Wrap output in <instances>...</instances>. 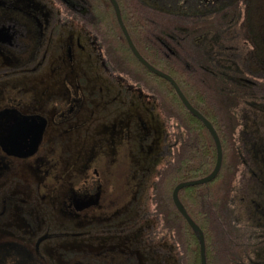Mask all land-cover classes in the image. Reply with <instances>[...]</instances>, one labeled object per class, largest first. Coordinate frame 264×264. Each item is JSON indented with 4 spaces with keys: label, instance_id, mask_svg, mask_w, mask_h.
Instances as JSON below:
<instances>
[{
    "label": "flooded vegetation",
    "instance_id": "flooded-vegetation-1",
    "mask_svg": "<svg viewBox=\"0 0 264 264\" xmlns=\"http://www.w3.org/2000/svg\"><path fill=\"white\" fill-rule=\"evenodd\" d=\"M114 1L126 33L112 0H0V249L40 264L192 254L166 189L182 160L187 175L205 167L208 130L133 49L202 116L216 72L239 111H264V0ZM248 152L250 194L234 196L232 214L254 233L241 243L248 264H264V148ZM200 198L207 228L224 232L225 212ZM211 245L210 264H225L223 242Z\"/></svg>",
    "mask_w": 264,
    "mask_h": 264
},
{
    "label": "trees",
    "instance_id": "trees-1",
    "mask_svg": "<svg viewBox=\"0 0 264 264\" xmlns=\"http://www.w3.org/2000/svg\"><path fill=\"white\" fill-rule=\"evenodd\" d=\"M221 81L222 79L219 77L218 72L209 75L207 90L208 103H206L203 108V115L214 127L222 146L223 158L219 170L220 172H218L213 181L220 178L222 168L224 169L223 173H226V180L220 188L214 190L212 195L209 194L208 190L203 185H196L179 190L178 198L191 219L204 233L206 241V264H210L213 257H216V255L212 256L211 254L213 251L212 249L216 248L217 245L211 244L220 241L224 244L225 264H248L252 261L253 256L251 253L248 256L245 255L243 252L245 245L242 246L241 243L245 244L247 241H255L254 233L235 222L234 214H232L234 210L232 199L234 198V192L236 191L238 183L242 184L250 181L251 174L247 167L250 164L248 149L254 146L264 148V111L259 109L256 110L258 114V119L256 121L251 118L253 109L249 106H240L241 108L239 107V111L233 103L232 98L234 90L232 85L228 84L229 82L226 80L225 86L222 87L220 85ZM183 113L187 114L185 109L180 115L181 121L185 125L186 115ZM193 122L198 123L200 126L199 128L203 127V125L195 119H193ZM198 135L199 143L206 152V165L203 168L196 169L197 173L187 175L184 166L185 160H182V172L176 175L177 181H169L171 190L180 182L208 175L214 167L216 150L213 140L205 129L202 131L200 129ZM182 140L185 141V136L182 137ZM183 147L184 144L182 145V148ZM227 155H231L232 160L227 161L225 158ZM242 162L245 163L244 166L241 165ZM240 175L242 180H239ZM247 189L249 190V187ZM201 191H203L204 194L207 193L209 210L215 209L225 212L223 213L224 232L212 231L210 228H207L209 224L206 225L205 219L207 218L203 215L204 212L201 207ZM242 192L246 194L245 190ZM164 202L166 201L164 200ZM178 217L181 216L179 215ZM208 222L210 223L209 220ZM184 225L187 227L186 223ZM220 234L222 238L218 237ZM191 240L193 249L192 254L188 255L183 262L184 264H200L199 242L194 233Z\"/></svg>",
    "mask_w": 264,
    "mask_h": 264
},
{
    "label": "water",
    "instance_id": "water-1",
    "mask_svg": "<svg viewBox=\"0 0 264 264\" xmlns=\"http://www.w3.org/2000/svg\"><path fill=\"white\" fill-rule=\"evenodd\" d=\"M113 5H114V9H115V13H116V17L118 19L119 24L121 25L124 33H126V30L122 24L121 18H120V13L118 10V7L115 3L114 0H112ZM129 40V39H128ZM130 43V42H129ZM131 44V43H130ZM134 53L137 55V57L145 64L147 65L154 73H157L161 76H163L164 78H166L168 81L171 82V84L173 85L175 91L177 92L180 100L182 101L184 107L189 110L190 112H192L194 115H196L200 121L202 122V124L206 127V129L208 130V133L210 134L214 146H215V150H216V160H215V164L213 169L211 170V172L199 179L196 180H190V181H184V182H180L178 184H176L172 190V194H171V198H172V202L175 206V208L177 209V211L180 213V215L186 220V222L188 223V225L192 228V230L194 231V233L197 234V238H198V242H199V246H200V264H206L205 261V246H204V237H203V233L201 231V229L199 228L198 225H196V223L191 219V217L188 215V213L186 212V210L184 209V207L182 206L179 198H178V192L179 190H181L182 188L185 187H190V186H196V185H203L204 183H207L209 181H212L213 179H215V177L217 176L221 164H222V146L220 143V139L214 129V127L211 125V123L208 121V119H206L204 116L200 115L190 104L189 102L186 100V98L183 96V94L181 93V91L179 90V88L177 87V85L174 83V81L167 75L157 71L156 69L150 67L139 55L138 53L133 49ZM0 264H40L39 262H37L36 260H34L32 257L22 253L20 250H18V248H13L10 246H4L0 249Z\"/></svg>",
    "mask_w": 264,
    "mask_h": 264
},
{
    "label": "rangeland",
    "instance_id": "rangeland-1",
    "mask_svg": "<svg viewBox=\"0 0 264 264\" xmlns=\"http://www.w3.org/2000/svg\"><path fill=\"white\" fill-rule=\"evenodd\" d=\"M178 111H179V109L177 108V112ZM179 112H181V111H179ZM225 158H226L227 161L232 160V156L231 155L230 156L227 155V157H225ZM223 170L224 169L222 168L220 178H218V179H216L214 181L212 180V181H209V182L203 184V186L208 190V192H209L210 195L213 194V192H214L215 189L220 188L222 186L223 182L226 180L225 179L226 173L225 172L223 173ZM244 184H245V187H244ZM250 184H251V181H249L247 183H242V184L238 183V186L236 188V191L234 192V196L243 194V192H242L243 190H245V193L247 195H249L250 194V191L247 188L249 187ZM244 188H246V189H244ZM166 190H168V193H170L171 186H168ZM215 224H217V223H215Z\"/></svg>",
    "mask_w": 264,
    "mask_h": 264
}]
</instances>
